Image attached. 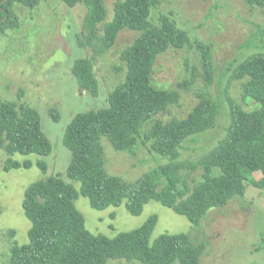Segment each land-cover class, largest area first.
Here are the masks:
<instances>
[{"label": "trees", "instance_id": "obj_1", "mask_svg": "<svg viewBox=\"0 0 264 264\" xmlns=\"http://www.w3.org/2000/svg\"><path fill=\"white\" fill-rule=\"evenodd\" d=\"M40 1L0 0V35L19 26L15 4L33 8ZM62 1L69 7L79 3L85 6V41L81 43L91 45L96 53L112 47L124 29L139 34L120 54L126 66L125 77L108 93L107 105L75 114L64 129L62 143L71 153L65 173L80 183L79 189L61 174L28 185L22 200L23 212L31 223L28 242L11 246L9 264H107L109 259L141 264H200L203 245L188 233H164L152 239L156 215L149 216L139 227L110 237L90 232L74 201L81 194L97 210L124 203L130 214L139 215L144 205L153 200L198 225L209 210L243 196L247 184L264 188V51L249 53L229 74V81L244 79L242 99L249 109L231 96L228 81L224 88L229 111L225 135L199 159L181 160L180 145L211 129L217 120L218 106L209 91L215 75L210 46L194 42L204 81L203 89L196 93L197 102L185 117L162 121L156 115L177 104L181 93L177 88L151 86L156 59L169 48H182L191 40L170 15L161 14L158 23L152 24L151 10L161 0H117L109 21H105L104 0ZM244 1L264 7V0ZM71 72L81 88L97 93L93 57L76 58ZM178 86L187 88L186 82ZM50 113L58 121L57 110L50 109ZM147 123L150 124L141 136L142 143L148 145L149 152L170 160L131 182L110 174L104 166L101 138H107L114 149L125 150L136 145L139 131ZM0 148L9 155L51 154V141L34 107L0 101ZM36 164L43 171L47 167L41 159ZM30 166V160L20 162L8 157L3 169ZM198 169L201 178L191 186L184 174Z\"/></svg>", "mask_w": 264, "mask_h": 264}, {"label": "rangeland", "instance_id": "obj_2", "mask_svg": "<svg viewBox=\"0 0 264 264\" xmlns=\"http://www.w3.org/2000/svg\"><path fill=\"white\" fill-rule=\"evenodd\" d=\"M104 1L105 21H109L117 0ZM14 10L19 26L0 35V101L34 107L51 141L52 152L48 156L9 155L0 148V264H9L11 246L28 242L31 223L22 208L28 185L49 175L61 174L79 189L80 183L65 173L71 153L62 143L64 129L75 114L107 105L108 93L125 77L126 66L120 54L139 34V31L124 29L112 47L96 53L91 45L81 43L85 41L83 4L69 7L62 0H41L33 8L15 4ZM161 14L170 15L188 34L191 43L182 48L171 47L156 59L151 86L177 88L181 93L179 102L156 115V119L167 121L188 114L198 100L196 93L204 86L200 54L194 42L208 44L212 52L215 75L209 91L218 106L216 123L211 129L187 138L179 147V159L197 160L226 133L229 111L224 88L231 69L249 53L264 51V7L250 6L244 0H161L151 10L152 24L158 23ZM101 28L102 23L99 34ZM82 56L93 57L94 74L99 83L95 94L81 88L71 72L73 61ZM182 82H186L187 88L178 86ZM243 82L244 79L229 81V92L249 109L242 99ZM50 109L57 110L58 121L53 119ZM149 124L140 129L136 145L125 150H116L107 138H101L104 166L110 174L131 182L170 160L149 152L148 145L142 143L141 136ZM8 157L20 162L30 160L32 166L5 170L3 164ZM40 159L47 164L44 171L36 164ZM184 175L192 186L200 180L201 170ZM74 203L84 216L86 228L94 234L112 237L139 227L149 216L156 215L152 239L164 233H188L197 244L203 245L200 264H264V188L247 184L243 196L209 210L198 225L153 200L144 205L139 215L130 214L124 203L94 209L81 194ZM107 264L141 263L109 259Z\"/></svg>", "mask_w": 264, "mask_h": 264}]
</instances>
